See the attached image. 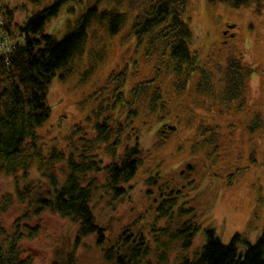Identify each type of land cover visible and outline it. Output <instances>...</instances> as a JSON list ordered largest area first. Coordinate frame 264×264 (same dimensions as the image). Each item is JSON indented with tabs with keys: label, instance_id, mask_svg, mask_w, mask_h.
I'll list each match as a JSON object with an SVG mask.
<instances>
[{
	"label": "rangeland",
	"instance_id": "1",
	"mask_svg": "<svg viewBox=\"0 0 264 264\" xmlns=\"http://www.w3.org/2000/svg\"><path fill=\"white\" fill-rule=\"evenodd\" d=\"M156 1L104 0L106 6L126 14V25L118 34L105 36L103 56L98 57L97 50H90L94 55L92 61L97 62L92 72L87 74L90 52L75 60L81 72L63 79L59 77L63 71L58 72L49 86L52 116L43 135L50 143L59 139L62 146L68 147L67 134L75 133L80 139L89 131L88 127H94L95 120L104 119V114L109 121L122 114L116 123L110 124L114 137L111 143L115 139L120 141L117 154L121 155L134 142V136L129 137L128 133L140 136L144 153L131 183V196H136L134 203L138 206L130 211L134 204L130 199L119 208L101 202L96 211L108 232L112 233L122 215L129 213L128 220L134 222L136 215L150 208L144 179L156 172L174 174L196 161V184L187 186V190L201 212L198 222L202 226L192 249L186 253L193 256L197 253L204 243L202 231L209 226L224 244H229L235 234H242L255 244L264 235V5L258 6L257 11L237 10L224 3L186 0L195 68L182 74L175 70L172 60L160 57L165 51L163 30L148 38L138 37L132 29L137 17L147 16L148 5ZM0 2L18 7L25 0ZM27 2L32 12L38 0ZM84 6L86 3L78 0L67 3L46 26V33L62 40L85 13L81 10ZM92 47L95 49L97 45L92 43ZM158 47L159 50L153 51ZM4 49H8L7 44ZM236 59L243 68H251L249 75H239ZM243 80L242 92L237 85L233 91V85ZM207 85L214 88L207 90ZM135 109L139 114L130 124L133 116L129 117V113ZM91 131L89 136L96 137L94 128ZM110 148L111 144L106 151ZM9 177H0L3 210L0 224L8 230L19 217L18 210L10 205L15 178ZM145 217L150 221V217ZM71 224L48 213L30 223L27 227L31 231L37 227L42 231L24 245L23 258L31 264H50L64 242L74 241ZM83 243L77 253L82 264H112L102 253H96L94 236ZM176 254V251L171 254L170 264Z\"/></svg>",
	"mask_w": 264,
	"mask_h": 264
},
{
	"label": "trees",
	"instance_id": "2",
	"mask_svg": "<svg viewBox=\"0 0 264 264\" xmlns=\"http://www.w3.org/2000/svg\"><path fill=\"white\" fill-rule=\"evenodd\" d=\"M27 1L32 0H25L18 7L0 2V177L15 178L10 205L19 214L11 229L0 224V264H31L23 258L26 255L23 247L39 236L40 229L31 231L27 226L46 213L70 221V229L75 233L74 241L69 239L55 251L50 264H82L78 250L92 236L98 247L96 253H102L112 264H170L175 251L178 254L173 264H264V235L252 244L244 235L235 234L229 244H224L211 226L203 229L204 243L197 253L194 256L186 253L192 249L202 226L198 222L201 212L187 190V186L195 183L196 161L174 174L156 172L144 179L150 208L136 215L134 222L128 220V213L119 218L112 233L101 225L96 211L101 202L119 208L126 199L133 203L136 199L131 196V183L144 153L140 136L128 133L129 137L134 136V142L121 155L117 154L120 141L115 139L113 147L110 124L116 123L122 114L111 121L105 114L102 121L98 120L99 114L93 127L96 137L89 136L93 128L87 126L89 131L80 139L75 133L65 136L70 141L68 147L62 146L59 139L50 143L43 129L52 116L48 92L58 72L63 71L61 79L81 72L75 60L85 58L90 50H97L98 57L103 56L106 53L103 39L124 28L126 14L106 6L104 0H78L86 3L81 9L85 13L62 40H57L45 28L72 0H38L37 5L33 3L32 12ZM208 1L237 10L257 11L258 6L264 5V0ZM42 6L47 7L39 10ZM148 6L147 16L137 17L132 27L134 33L151 38L163 30L165 51L162 56L157 54L163 60L166 57L172 60L175 70L182 74L193 70L195 53L190 48L193 32L187 24L186 0H157ZM92 43L97 48L90 49ZM157 50L159 47L153 51ZM92 52L87 74L97 67ZM235 61L241 77L251 73V68H243L239 59ZM244 80L234 84L233 91L237 85L242 92ZM209 88L214 87L207 85ZM129 114L133 116L131 124L139 113L135 109ZM110 144L111 150L106 151ZM136 206L134 203L130 211ZM1 207L2 199L0 218Z\"/></svg>",
	"mask_w": 264,
	"mask_h": 264
},
{
	"label": "bare ground",
	"instance_id": "3",
	"mask_svg": "<svg viewBox=\"0 0 264 264\" xmlns=\"http://www.w3.org/2000/svg\"><path fill=\"white\" fill-rule=\"evenodd\" d=\"M259 239V238H258ZM256 244V243H255Z\"/></svg>",
	"mask_w": 264,
	"mask_h": 264
}]
</instances>
